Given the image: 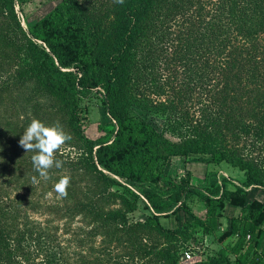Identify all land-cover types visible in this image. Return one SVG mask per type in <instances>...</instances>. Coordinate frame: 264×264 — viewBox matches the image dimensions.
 Listing matches in <instances>:
<instances>
[{
  "label": "trees",
  "instance_id": "obj_1",
  "mask_svg": "<svg viewBox=\"0 0 264 264\" xmlns=\"http://www.w3.org/2000/svg\"><path fill=\"white\" fill-rule=\"evenodd\" d=\"M31 1L0 0V128L16 126L5 109L12 89H28L23 107L38 116L33 100L55 103L76 152L63 163L68 195L55 204L26 199L38 189L57 196L62 177L50 169L33 185L31 159L17 181L22 193L10 199L0 189V264H264V204L255 199L264 192V0H60L24 30L15 7ZM92 93L115 124L110 142L85 135L80 102ZM137 111L159 118L160 130ZM190 156L240 171L251 190L227 179L198 190L188 172L165 175L171 160ZM189 199L204 204L205 217ZM140 203L150 214L131 220ZM227 205L239 213L220 232ZM38 209L52 219H31ZM77 218L78 254L69 257L56 235ZM212 235L233 241L183 262L189 242Z\"/></svg>",
  "mask_w": 264,
  "mask_h": 264
},
{
  "label": "rangeland",
  "instance_id": "obj_2",
  "mask_svg": "<svg viewBox=\"0 0 264 264\" xmlns=\"http://www.w3.org/2000/svg\"><path fill=\"white\" fill-rule=\"evenodd\" d=\"M60 0H33L25 4L22 10L19 9L18 5L15 7L16 14L20 19L21 25L24 30H27L29 24H33L34 22L40 20L45 17L49 13L53 11V9L58 5ZM4 84V80L0 79V86ZM28 89L24 90H16L12 89V99L10 100L8 106L5 108L8 110V116L16 123V126L13 129H6L4 126L0 128V189H2V195L4 197L14 198L19 191V184L17 181L21 182V172H26V168L28 165V159H31L33 155L32 152L26 153L21 147H19L18 141L20 137H17L19 132L22 135V123L21 120L25 118L24 109H28L25 113L30 120L33 118L40 120L46 126L53 125L56 122L63 127L64 131L67 132L65 123L62 118L56 115V104L53 103L50 99L38 98L37 100H33L31 104L39 103L38 108V116H34L32 113V105H27L23 107V103L20 100V97H23L28 94ZM102 98L99 93H92L88 97H84L81 99L80 105L83 108H86L87 118L89 124L85 130V135L92 140H102L103 142H110L113 138L114 131L116 129L115 124L111 121V119L104 113L102 107ZM137 115L143 117L148 123H151L157 130L161 128V120L153 115H149L144 112L137 111ZM21 123V124H20ZM74 152L76 150L72 149L68 145H63L62 148L57 152L59 156H61L62 161H66L67 157L71 159L74 157ZM56 153V154H57ZM189 161H193L198 164L200 162H196L197 158L195 156H190ZM188 162H184L183 159L171 160L169 164L165 168V175L167 177H182L188 172L190 174V181L193 186L200 187L201 184L198 182H202L203 179V166L195 165L188 166ZM203 164V163H202ZM228 170H230L227 166H225ZM189 168L191 171L186 170ZM63 170L62 172H57V168H52L51 170L54 172L56 176H64L67 175V172H64V167L59 168ZM209 169H213L212 166H209ZM231 171V170H230ZM20 176V177H19ZM242 177V174H241ZM17 179V180H16ZM78 176L76 180L78 184L82 186L85 185V181H78ZM234 181L240 182L238 178H232ZM19 182V183H20ZM203 189V188H201ZM240 189V188H239ZM51 193V195H49ZM45 192L42 189H38L35 192V195H27V200L38 199L39 205H47L49 203L55 204L58 199L52 192ZM21 195V194H20ZM189 204L193 203V200L189 199ZM199 207H202V204L199 203ZM198 210V209H196ZM39 212L31 213L28 212L30 218L36 220L38 222L43 223L46 219H52V217H48V215L42 214L41 210L38 209ZM150 214L146 209H144L143 204L140 203L138 205V209L135 213L130 215L131 220L134 221H144L146 217ZM162 224L166 227L174 226L173 219H164L161 220ZM58 224L59 222H55ZM64 221L59 223V232L57 233V241L60 246L65 250V253L68 254L69 257H74L78 251L79 247V227L82 225L78 222V218L71 223L70 228L63 229ZM44 225V224H42ZM198 239L197 242H189V247L181 250V253L184 251H190L192 254V259L183 262L193 263L194 261L205 259L215 255L218 251L223 250V245H221L216 236L210 237H196ZM95 244L94 247H98L100 238H94ZM111 247L113 248V255L120 254L123 249L122 245L117 246L116 243H111ZM114 259V257H113ZM114 263V260H112Z\"/></svg>",
  "mask_w": 264,
  "mask_h": 264
},
{
  "label": "clouds",
  "instance_id": "obj_3",
  "mask_svg": "<svg viewBox=\"0 0 264 264\" xmlns=\"http://www.w3.org/2000/svg\"><path fill=\"white\" fill-rule=\"evenodd\" d=\"M114 3L123 4L124 0H114ZM69 140H71L70 134L64 131L59 122L46 126L38 119L33 118L31 120L20 136L18 144L26 153H34L31 156V162L33 170L38 173V177L32 176L33 185L39 184L41 180L50 179V169L63 167L64 161L56 159V153ZM70 181V176L64 175L54 184L53 191L57 194V198L67 197Z\"/></svg>",
  "mask_w": 264,
  "mask_h": 264
},
{
  "label": "crops",
  "instance_id": "obj_4",
  "mask_svg": "<svg viewBox=\"0 0 264 264\" xmlns=\"http://www.w3.org/2000/svg\"><path fill=\"white\" fill-rule=\"evenodd\" d=\"M188 166H195V165H201L203 166V179L202 182H198V184H201L200 187H195L198 190H201V188L204 187H208V186H219L221 187V181L222 179H227L229 180L234 186L239 187L241 190H243L244 192H249L251 190V188H245L242 186V181H243V175L241 177V172L230 167L229 165L225 164V163H221L219 166H214L213 169H209V167H207L205 164H198L193 161H188L187 163ZM225 166H227L230 170H228ZM186 170H188L189 172L191 171L189 168H186ZM232 178H238L240 179L239 183L238 181H234L231 179ZM192 184V183H191ZM222 188V187H221ZM222 190L219 193V196L221 195ZM219 196H217L216 198H218ZM255 199L260 201L261 203L264 204V192L263 191H255ZM199 203L202 204V207H199ZM192 207H193V211L199 216V217H205V213H206V208L204 206V204L199 201L198 199H194ZM198 209V210H196ZM239 213V210L236 208H232L229 205L226 206L225 208V212H224V216L220 222H222V226L220 227V232H222L226 226L229 225L230 222V218L232 217H237ZM264 228V227H263ZM233 241V239H229L227 242L224 243L225 245L230 244Z\"/></svg>",
  "mask_w": 264,
  "mask_h": 264
},
{
  "label": "built area",
  "instance_id": "obj_5",
  "mask_svg": "<svg viewBox=\"0 0 264 264\" xmlns=\"http://www.w3.org/2000/svg\"><path fill=\"white\" fill-rule=\"evenodd\" d=\"M183 259H184L185 261H188V260H191V259H192V256H191L190 253H185Z\"/></svg>",
  "mask_w": 264,
  "mask_h": 264
}]
</instances>
